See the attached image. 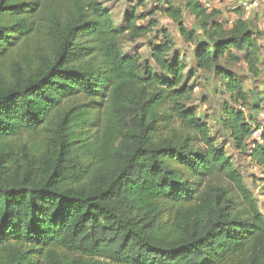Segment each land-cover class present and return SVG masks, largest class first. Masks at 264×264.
<instances>
[{
    "label": "trees",
    "instance_id": "obj_1",
    "mask_svg": "<svg viewBox=\"0 0 264 264\" xmlns=\"http://www.w3.org/2000/svg\"><path fill=\"white\" fill-rule=\"evenodd\" d=\"M146 1L117 23L102 0H0V264H264V213L226 150L264 193L257 104L227 65L259 77L264 29L184 0L200 35L155 0L195 45L187 67ZM200 72L223 89L222 143L193 103Z\"/></svg>",
    "mask_w": 264,
    "mask_h": 264
},
{
    "label": "rangeland",
    "instance_id": "obj_2",
    "mask_svg": "<svg viewBox=\"0 0 264 264\" xmlns=\"http://www.w3.org/2000/svg\"><path fill=\"white\" fill-rule=\"evenodd\" d=\"M102 1L106 7L111 8L114 20L117 23L123 20V14L125 10L129 9L131 6L134 7L137 4V0H102ZM208 1L212 4V9H210V11L216 10L219 12V16L217 18L221 22H227L229 24L228 20H231L233 18L235 20L238 18V17L237 18L234 17L232 12L233 0H208ZM174 3L182 7V16L185 25L189 29L197 30L198 34L201 35L202 33L199 30L195 17L188 10L184 8V0H174ZM262 4H263L261 6L262 11H255L253 12V14H250L248 16L243 14L242 16L250 20H264V3L262 2ZM159 7L160 5L158 4L157 1L147 0L145 5L137 7V11L138 13L144 14L146 16L147 14H150L152 10H154V8L155 9L158 8V13H157L158 28L165 29L170 33V35L172 36L175 42L174 49L178 50V52L181 55H183L187 67L193 66L195 62V52H196L195 45L184 42L183 38L181 37L178 25L166 14L162 13ZM161 39H163L162 34H157L156 37H154V35L151 34L147 38L139 40V44L142 46L144 44L145 45L148 44L150 41L159 42L161 41ZM125 44L126 43L124 42L123 45ZM133 46L134 45L132 44L131 45L126 44L124 46V50L129 51L133 48ZM144 46L140 47L139 51L144 52L145 56H147L148 55L147 46L145 47ZM225 62L226 61H223V63ZM244 64L245 63L241 61L238 63L231 62L227 65L231 67L234 71H236L237 74L242 76L246 88L247 85L250 86V84H249V78L246 74L247 67ZM200 74L201 77L197 81L198 87L195 90V98L193 100V103L197 105L198 111L201 113V115L206 114V119L211 124L213 134L218 136L219 138L218 143H222L226 140L227 137L225 135L226 134L225 129L222 126L223 116H222L221 108L224 101V96L222 92L223 89L221 87V83L219 79L216 78L214 75L209 73L205 74L203 72H200ZM248 91L252 92L251 89H248ZM256 92L260 93L258 91ZM226 150L228 151V153H231V156L233 158V161L235 162L236 167L243 174L245 183L257 197L260 208L264 213V193L262 191V184H263L262 170L255 164L251 163L248 156L241 154L238 151L232 150L230 147V143L226 145Z\"/></svg>",
    "mask_w": 264,
    "mask_h": 264
},
{
    "label": "built area",
    "instance_id": "obj_3",
    "mask_svg": "<svg viewBox=\"0 0 264 264\" xmlns=\"http://www.w3.org/2000/svg\"><path fill=\"white\" fill-rule=\"evenodd\" d=\"M202 1L206 8H208L209 10L212 9V4L208 0ZM262 1L263 0H234L232 9L233 11L241 10L244 15H250L255 11H262ZM228 22L231 25L234 22V18L228 20ZM242 110L246 111V113L248 114V111L245 108H242ZM252 127V142L255 144L262 143L264 137V109H259L256 112Z\"/></svg>",
    "mask_w": 264,
    "mask_h": 264
},
{
    "label": "crops",
    "instance_id": "obj_4",
    "mask_svg": "<svg viewBox=\"0 0 264 264\" xmlns=\"http://www.w3.org/2000/svg\"><path fill=\"white\" fill-rule=\"evenodd\" d=\"M262 2L264 3V0ZM232 12H233L234 17L237 18L238 17L237 11H232ZM246 16H248V15H246ZM252 21L260 29H264V20H252ZM262 61L263 62H262V66H261V69H262L261 75L259 77H257V78L248 77L250 86L247 85V87L245 88V90L250 94L251 102H253L254 104H257L256 109L253 110V114L254 115H256V112L259 109H264V48H263V51H262ZM244 65L246 66V64H244ZM248 89H251L252 92L248 91ZM256 91H258L260 93H257Z\"/></svg>",
    "mask_w": 264,
    "mask_h": 264
}]
</instances>
